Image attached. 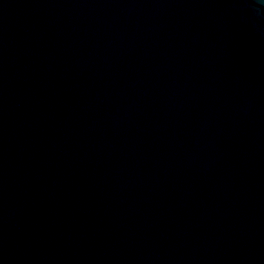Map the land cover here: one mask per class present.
Wrapping results in <instances>:
<instances>
[{
  "label": "water",
  "instance_id": "water-1",
  "mask_svg": "<svg viewBox=\"0 0 264 264\" xmlns=\"http://www.w3.org/2000/svg\"><path fill=\"white\" fill-rule=\"evenodd\" d=\"M0 264H264V0H0Z\"/></svg>",
  "mask_w": 264,
  "mask_h": 264
}]
</instances>
